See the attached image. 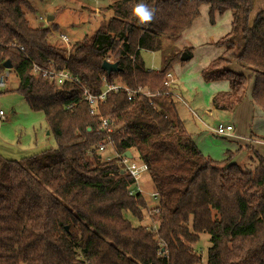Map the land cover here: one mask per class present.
I'll list each match as a JSON object with an SVG mask.
<instances>
[{
    "label": "trees",
    "instance_id": "1",
    "mask_svg": "<svg viewBox=\"0 0 264 264\" xmlns=\"http://www.w3.org/2000/svg\"><path fill=\"white\" fill-rule=\"evenodd\" d=\"M140 2L112 0L108 20L67 50L52 37L57 23L42 27L32 18L31 0H0V71L11 63L19 79L12 91L44 115L56 142L20 160L0 154V264H203L204 234L206 264H264V158L250 148L256 164L247 169L236 154L221 162L205 156L165 85L186 61L182 54L192 57V48L174 43L201 7H209L212 24L230 11V31L215 43L222 54L201 76L229 83L212 100L218 111L235 112L253 84L252 101L264 113V15L251 20L255 0H144L156 15L140 24L133 14ZM142 51L161 52V68L147 69ZM105 61L118 71H105ZM34 64L67 69L79 83L58 86L33 73ZM108 86L124 88L108 91L91 113L85 90L96 97ZM101 146L116 156L104 160ZM127 151L147 165L158 194L155 225L125 217L142 222L149 210L142 193L130 195Z\"/></svg>",
    "mask_w": 264,
    "mask_h": 264
},
{
    "label": "rangeland",
    "instance_id": "2",
    "mask_svg": "<svg viewBox=\"0 0 264 264\" xmlns=\"http://www.w3.org/2000/svg\"><path fill=\"white\" fill-rule=\"evenodd\" d=\"M31 2L36 8L32 18L42 27L50 26L51 22L57 23L60 26L59 33L54 32L52 37L54 40L57 39L63 43L67 50H70L74 43L82 41L86 36H92L100 25L105 23L111 16V12L107 11L106 8L112 0H31ZM260 12L264 15V0H255L251 20ZM51 17L53 18L48 20ZM231 20L232 13L226 11L221 15H217L215 23L212 24L209 18V7L203 5L200 16L195 20L189 33H186L174 43L175 48L178 50H181L182 47H192L195 52L192 59H187L182 65L176 66L172 72L173 77L177 80V84L174 86L175 91L179 92V96L172 99L177 108L180 109V117L188 119L186 122L188 130L192 134H200L199 137L196 136L199 146L209 151V155L216 162L223 161L220 160L224 156L222 146L225 149L227 139L217 136L213 130L217 128L219 123L227 124L226 118H234V121L230 120V122L235 124L238 131L242 129L240 124L248 120L252 130L263 136L261 138L264 139V113L252 101L243 103L239 109H236V112L230 115L218 112L208 116L196 111L197 109L194 110L203 123L197 120L196 115L192 114L186 107L187 104L193 108L192 101L194 102L197 99L204 107L210 108L214 97L209 98L207 96L210 84L200 81L202 78L200 73L212 61L221 56L222 49L215 43L230 31ZM61 36H65L68 42H64ZM59 42L58 44L61 45ZM142 58L147 69L161 68L163 58L161 52H143ZM234 69L237 72H242L237 64H234ZM18 84V77L11 73L6 92L0 95V108L7 113L5 120L0 122V154L11 160H20L23 157L40 153L45 149L56 148V142L52 135H46L48 128L44 115L40 112H33L23 96L16 91H12L18 87ZM198 127L202 128L203 133L197 132ZM203 136L206 138L209 136L210 138L207 140V145L205 144L206 140H203ZM100 153L104 160L116 156L112 147ZM232 154L239 155L237 152ZM250 154L252 156L251 160L249 159L250 161L245 160V162H238L237 164L247 169H253L256 159L252 151H250ZM134 157L137 159L136 153H134ZM141 189L149 207L147 218L140 222L129 213H125V217L133 226L155 225L156 221L153 220L152 215L155 214L154 208L158 204V199L153 197L155 190L147 173L141 182ZM210 246V236L208 234L202 235L197 252L201 255L203 264L207 262Z\"/></svg>",
    "mask_w": 264,
    "mask_h": 264
},
{
    "label": "crops",
    "instance_id": "3",
    "mask_svg": "<svg viewBox=\"0 0 264 264\" xmlns=\"http://www.w3.org/2000/svg\"><path fill=\"white\" fill-rule=\"evenodd\" d=\"M195 22V21H194ZM194 24V23H193ZM193 24H192V26L191 27H193ZM230 28H231V26H230ZM190 29L191 28H189V29H187L182 35H181V37L178 39V40H180L186 33H189V31H190ZM192 48V47H191ZM183 49H186V47H182L181 48V50H183ZM193 49V54H192V57L190 58V59H192L193 58V55H194V52H195V50H194V48H192ZM143 52H149V51H142V53ZM142 53H141V55H142ZM186 54V53H185ZM178 65H182V64H177V65H175V67L176 66H178ZM146 66V65H145ZM162 66V65H161ZM174 67V68H175ZM149 70H154V69H149ZM155 70H158V69H155ZM204 70V69H203ZM202 72V71H201ZM200 77H202L201 76V73H200ZM169 81H170V85H169V87H170V91H169V93H168V101H169V103H171V102H174V100L172 99V98H174V97H177V96H179L178 94H179V92L178 91H175V84H177V80L173 77V75L172 74H170V78H169ZM201 82H204L203 81V79L201 78V80H200ZM8 84V83H7ZM210 84V88H209V90H208V92H207V96L209 97V98H212V97H214L217 93H219V92H224V91H227V90H229V83L227 82V81H219V82H213V83H209ZM180 90V89H179ZM252 90H253V84L250 86V88H249V90H248V94H247V98L245 99V101L243 102V103H250V101H252ZM4 92H6V91H4ZM3 92V93H4ZM175 103V102H174ZM252 103H253V101H252ZM254 104V103H253ZM192 105H193V108L191 107V106H188L187 104H186V107H187V109L192 113V114H195L196 115V118H197V120H199L201 123H203L201 120H200V117H198V113L196 114V112L194 111V110H196V111H199V112H201L202 114H206V115H208V116H212V115H214V114H217L218 112H221L222 114L223 113H228V115H230V114H232V113H229V112H224V111H218L217 109H215V108H213V106H212V104H211V106H210V108H208V107H204V105L202 104V103H200V101L198 100L197 101V99L193 102L192 101ZM243 105V104H242ZM242 105H240L237 109H239ZM250 105V104H249ZM175 106H176V104H175ZM176 111H177V115L179 116V118L182 120V121H184V123H185V126H186V128H187V121H188V119L186 120V119H183V118H181L180 117V109L179 108H177V106H176ZM237 111V110H236ZM235 111V112H236ZM220 114V113H219ZM231 118V117H230ZM230 118H226V120L228 121L227 122V124H225V125H231V126H233V128H234V131H233V133H232V135H230V136H228V137H225L227 140H226V146H225V149H224V146H222V150H224V152H223V158L222 159H220V160H225V159H227L228 158V156H229V153H238L239 155L238 156H236L235 157V160L233 159V161L234 162H236V163H238V162H245V160H249L252 156H251V154H250V148L251 149H253V150H255V151H257L263 158H264V155H263V147H264V139H262L261 137H263V136H261V135H259L256 131H253L252 130V127H251V125L248 123V120H247V122L245 121L243 124H240L241 126H242V129H241V131H238L237 130V128H236V126H235V124L234 123H232V122H230V120H232V121H234V118L232 117L231 119ZM219 124H224V123H219ZM218 124V125H219ZM248 124V125H247ZM217 129V128H216ZM216 129H214L213 130V132L215 133V130ZM187 130H188V128H187ZM189 131V130H188ZM190 132V131H189ZM197 132H200V133H203V130H202V128L201 127H198L197 128ZM191 133V132H190ZM216 134V133H215ZM47 136H50L51 134H50V132L48 131L47 132V134H46ZM191 135L193 136V139H194V141H195V143H196V145L199 147V149L203 152V154L205 155V156H208V157H211L210 155H209V151H206V149H203V148H201L200 146H199V141L197 140V137H199L200 136V134H197V135H195V134H192L191 133ZM217 135V134H216ZM197 136V137H196ZM218 136V135H217ZM208 138H209V136H207V138L205 137V136H203V140H206V145H207V140H208ZM210 139V138H209ZM251 140V141H247V140ZM202 140V141H203ZM212 158V157H211ZM238 159V160H237ZM251 160V159H250ZM249 160V161H250Z\"/></svg>",
    "mask_w": 264,
    "mask_h": 264
},
{
    "label": "built area",
    "instance_id": "4",
    "mask_svg": "<svg viewBox=\"0 0 264 264\" xmlns=\"http://www.w3.org/2000/svg\"><path fill=\"white\" fill-rule=\"evenodd\" d=\"M61 39L64 42H68V39L65 36H61ZM0 52L3 53V47L1 45H0ZM33 73L50 79L51 81L56 83V85L58 86L62 85L63 83L67 81L79 83L78 78L74 77L67 69H63V70H56L55 68L44 69L34 64ZM10 76H11V73L8 69L2 72L0 71V93L6 90L8 79L10 78ZM168 78H170V75H168ZM165 85L169 86L170 81H167ZM121 88H124V87L108 86L107 91L103 92L101 95L96 96V97L92 96L91 94H89L87 90H85V96H86L85 98L88 100V102L92 106L91 113L95 112V107L98 101L104 100L105 95L108 91L110 90L118 91ZM126 90L130 92L128 89ZM145 94L149 96L148 93H145ZM6 116H7V113L2 108H0V122L4 121ZM233 131H234L233 126L219 124L217 126V129L215 130V133L218 136L228 137L232 135ZM248 141H251V140L249 139ZM100 151H104V148L102 146L100 147ZM108 160H111V158H109ZM121 161L124 166V170H126L129 173V175L133 178V181H134L133 185L130 188V195H134L136 192L142 193L143 191L141 189V182L144 180L145 174L147 173V169H148L147 165L138 164L137 162L133 161V159H129L124 156L121 157ZM153 197L158 199V194L155 192L153 194Z\"/></svg>",
    "mask_w": 264,
    "mask_h": 264
},
{
    "label": "clouds",
    "instance_id": "5",
    "mask_svg": "<svg viewBox=\"0 0 264 264\" xmlns=\"http://www.w3.org/2000/svg\"><path fill=\"white\" fill-rule=\"evenodd\" d=\"M133 14L138 18L140 24H148L155 18L156 9L151 8L144 0H141L133 8Z\"/></svg>",
    "mask_w": 264,
    "mask_h": 264
},
{
    "label": "water",
    "instance_id": "6",
    "mask_svg": "<svg viewBox=\"0 0 264 264\" xmlns=\"http://www.w3.org/2000/svg\"><path fill=\"white\" fill-rule=\"evenodd\" d=\"M53 17L49 18L48 20H51ZM183 60H187L189 59V55L187 54H183ZM4 67L5 69H12V65L9 61H7L5 64H4ZM102 68L107 71L108 73H112V72H116L118 71V65L117 63H111L109 61H105L102 65ZM124 157H127L129 159H132V154L130 151H127L125 154H124Z\"/></svg>",
    "mask_w": 264,
    "mask_h": 264
}]
</instances>
